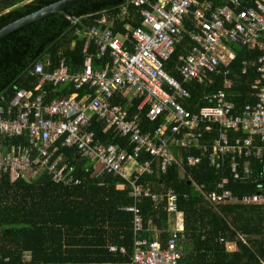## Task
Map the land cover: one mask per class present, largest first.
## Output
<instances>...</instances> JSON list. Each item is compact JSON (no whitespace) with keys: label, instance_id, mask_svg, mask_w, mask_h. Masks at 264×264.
Here are the masks:
<instances>
[{"label":"built area","instance_id":"1","mask_svg":"<svg viewBox=\"0 0 264 264\" xmlns=\"http://www.w3.org/2000/svg\"><path fill=\"white\" fill-rule=\"evenodd\" d=\"M130 7L138 8L140 26L115 35L110 29L102 28L105 18L100 15L84 31L87 41L96 46V59L108 53L110 61L94 69L87 59L74 74L68 72L63 62L52 72H44V63L37 61L30 69V74L38 77L33 91L21 89L6 109L0 106V174L7 173L13 180L26 182L46 174L54 183L78 185L76 164L62 162L57 153L60 147L73 148L96 165L92 166L96 175L111 173L125 183L132 202L124 209L132 214L135 238L130 261L121 264H186L181 259L180 238L176 234L164 246L137 237L144 226L139 209L142 199L164 202L167 211L177 213V195L171 188L162 195L154 193L140 182V177L153 172L155 160L162 172L176 163L170 150L173 143L193 146L205 132L212 130L217 131L212 145L214 154L260 156V147L253 145V139L258 138L264 144V0H222V4L213 0H125L113 17L119 16L125 22ZM71 20L77 22L74 17ZM186 24L190 25L187 32ZM185 32L189 47L182 45ZM235 45L260 51L255 64L258 77L252 84L255 102L244 105L236 114L234 104L226 98V90L232 85L228 66ZM177 47L184 53L179 52L173 66L178 78L164 68ZM214 75H222V87L206 94L205 105L197 112L186 109L184 102L189 93L182 83L212 84ZM46 84H70L72 92L46 101ZM122 88L142 100L140 108L148 105L149 121L163 116L152 132H142L137 117H129L121 108L108 104V97ZM92 117L111 128L115 135L128 136L132 150L127 152L118 144L100 143L90 128ZM229 131H240L246 136L230 141ZM180 134L185 138L181 143L175 137ZM22 136L26 137L25 144L13 143L7 150L2 145L4 138ZM143 156L148 158L142 159ZM210 158L214 163L212 155ZM186 161L188 165H196L200 158L191 155ZM237 167L233 162L234 178H238ZM225 183L223 180L217 187L222 188ZM211 200L216 204H250L262 201L263 196L252 194L238 199L223 190L220 194L213 193ZM148 228L155 230L149 221ZM109 250L115 251L116 247L110 245Z\"/></svg>","mask_w":264,"mask_h":264},{"label":"trees","instance_id":"2","mask_svg":"<svg viewBox=\"0 0 264 264\" xmlns=\"http://www.w3.org/2000/svg\"><path fill=\"white\" fill-rule=\"evenodd\" d=\"M56 1L59 0H3L0 2V29ZM213 1L222 4V0ZM124 2L79 0L62 12L33 21L1 38L0 106L6 109L9 101L21 89L33 90L37 76L30 74V69L37 61H50L51 65L44 67V72H51L61 59L70 73L80 70L87 55H96V46L90 42L86 44L77 31L94 24L102 13L115 15ZM138 11V8H129L125 22L114 23V32L124 34L129 31L125 27L139 26L141 20ZM71 17L76 18L77 22L73 23ZM186 29H190L188 24ZM186 32L182 45L189 47ZM180 50L181 47H177L164 67L176 77L173 66ZM235 52L229 67L231 74L228 75L233 86L227 92V99L234 103L237 113L245 104L255 102L251 84L258 74L254 66L241 73V63L255 61L258 52L244 47L235 48ZM107 54L101 61L107 60ZM213 80L212 84L185 85L190 94L184 103L185 108L195 111L197 107L204 106L202 98L222 87V75L213 76ZM45 89L48 92L46 101L68 96L72 92L70 84L45 86ZM118 101L126 104L125 99L114 102ZM138 102L133 100L129 103V117L136 114ZM145 111L138 116L142 132L154 130L162 121L161 116L149 121ZM90 128L95 137L105 144L128 146L111 128L103 132L104 124L94 117ZM216 134V130L205 132V138H212ZM228 135L230 141L236 136L244 137L233 131H229ZM13 143L25 144L26 137L2 140L6 150ZM62 151L67 160L73 159V163L80 166L85 163L75 154L76 151L66 148ZM173 151L176 154L178 150ZM188 154L198 155L199 152L181 150V160L165 172H161L154 162L153 173L140 177V182L147 184L153 192L171 187L176 193L177 206L184 218L186 249L182 261L186 264H264V204H215L211 200L212 193L220 194L223 190L238 199L252 194L264 196V154L261 159H240L241 163L248 162L250 174L248 178L239 180L232 179L229 173V157L220 161V168L210 166L206 158H201L195 166L187 167L184 159ZM77 168L81 180L78 185L54 183L46 174L37 176L31 182L13 180L7 173L0 174V264H121L130 261L133 219L131 212L124 210L131 203L127 189L117 188L120 179L110 174L93 176L90 171H85L84 165ZM223 178L227 179V183L219 190L217 184ZM192 183L202 185L203 194ZM139 206L144 227L150 218L162 230V222L168 218L164 204L155 205L149 198H144ZM228 241L234 243L235 250H226ZM110 245L115 246L116 250L110 251ZM120 248H123V252H120Z\"/></svg>","mask_w":264,"mask_h":264},{"label":"crops","instance_id":"3","mask_svg":"<svg viewBox=\"0 0 264 264\" xmlns=\"http://www.w3.org/2000/svg\"><path fill=\"white\" fill-rule=\"evenodd\" d=\"M1 1H3V0H0V2ZM154 1V0H153ZM131 8V7H130ZM132 8H135V7H132ZM8 10V8L7 9H5L4 11H7ZM127 12H129V9H128V11ZM128 14V13H127ZM100 15H102V16H104V18H105V24L102 26V28L103 29H110L111 31H113V33L115 34V35H121L120 33H115L114 32V23L115 22H121L120 20H119V16H117L116 18L115 17H113L114 16V14H111V12H105V13H102V14H100ZM139 16V15H138ZM140 18V17H139ZM141 20V19H140ZM96 22V21H95ZM95 24V23H94ZM94 24H92V25H90V26H88V27H86V28H84V29H82V30H80V31H77V34L81 37V38H84L85 39V42H86V44L88 43V42H90V43H92L91 41H87L88 39H87V37L85 36V30L87 29V28H89V27H91V26H93ZM127 24H129V23H127ZM140 24H141V21H140ZM189 25V24H188ZM140 26V25H139ZM138 27V26H137ZM189 27H190V25H189ZM127 30H131L132 29V27H131V25H129L128 27H125ZM186 31H187V29H186ZM182 42H183V40H182ZM124 47H127V44H124ZM237 47H241V46H239V45H235L234 46V57H233V59H232V61H231V63L233 62V60H234V58H235V54H236V52H235V48H237ZM177 49V48H176ZM253 51H256V52H258V56H259V53H260V51H258V50H253ZM96 54H97V49H96ZM180 54H184V53H182V51L180 50ZM178 55H179V52H178ZM178 55H177V57H178ZM258 58V57H257ZM257 58H256V60H257ZM87 59H89L90 60V62H91V64H92V66H93V68L94 69H97V68H99L100 67V65H102L104 62H108V61H110L109 59H108V55H107V60H105V61H101V59H96V55H87L86 57H85V60H84V63H85V61L87 60ZM177 59V58H176ZM256 60L254 61H243L242 63H241V66H242V71H243V69H245V71H246V69L249 67V66H254V68H255V64H256ZM48 62L49 64L48 65H46L45 64V62ZM101 61V62H100ZM42 62L44 63V65H43V71H44V67H49L51 64H50V61L49 60H42ZM60 62H63L66 66H67V64L65 63V61L63 60V59H61L60 61H59V63H58V65L55 67V68H57L58 66H59V64H60ZM84 63H83V65H84ZM68 67V66H67ZM83 67V66H82ZM82 67H81V69H82ZM229 67L230 66H228V69H229ZM54 68V69H55ZM53 69V70H54ZM80 69V70H81ZM52 70V71H53ZM51 71V72H52ZM79 71V70H78ZM242 71H241V73H242ZM68 72H69V68H68ZM77 72V71H76ZM70 73V72H69ZM75 73V72H74ZM74 73H70V74H74ZM229 74H231L230 73V69H229ZM215 76V75H214ZM179 76L177 75V78H178ZM37 79H38V77H37ZM212 80H213V76H212ZM230 80H231V78H230ZM256 80V79H255ZM254 80V81H255ZM214 81V80H213ZM232 81V80H231ZM253 81V82H254ZM195 83V82H194ZM214 83V82H213ZM188 84H191V83H182V87H186L185 85H188ZM195 84H198V83H195ZM253 84V83H252ZM252 84H251V88L253 89V87H252ZM201 85H203V84H201ZM45 86H50V87H57V86H52L51 84H46ZM45 86H44V91H45V99H46V97H47V95H48V92L46 91V89H45ZM58 86H61V85H58ZM233 85H231V87H232ZM72 87V86H71ZM230 87V88H231ZM230 88L228 89V90H226V98H227V92L230 90ZM186 89V88H185ZM24 90H27V89H24ZM83 90L84 89H82V91L81 92H83ZM187 90V89H186ZM33 91V90H32ZM188 91V90H187ZM253 93H252V96L254 97V99H255V90L253 89ZM80 92V91H79ZM81 92H80V94H81ZM188 93H189V91H188ZM190 95V94H189ZM64 97V96H63ZM190 97V96H189ZM61 98V97H60ZM52 99H55V98H52ZM117 99H125L126 100V104H121L119 101L118 102H114V101H116ZM189 99V98H188ZM51 100V99H50ZM133 100H139V102L137 103V106H136V114L135 115H133V116H135V117H137V119H138V121H139V113H141L142 111H144V110H146L145 112L147 113V110H148V105H146V104H144L141 108L139 107V105H141V103H142V100L141 99H138V98H135V97H132V95H130V93L125 89V88H122V89H117V90H115L109 97H108V104L110 105V106H117V107H119V108H121L124 112H126V114H127V107H128V105H129V103H131ZM228 100V99H227ZM49 101V100H48ZM228 101H230V100H228ZM128 102V103H127ZM186 102V101H185ZM184 102V103H185ZM202 102H203V98H202ZM230 102H232V101H230ZM233 103V102H232ZM234 104V103H233ZM247 104H250V103H247ZM246 105V104H245ZM235 106V105H234ZM187 109V108H186ZM198 109H199V107H197V109L195 110V111H191V110H189V111H191V112H197L198 111ZM234 110H235V107H234ZM240 112V111H239ZM146 113H145V117H146ZM233 113H235V111L233 112ZM238 113V112H237ZM236 114V113H235ZM128 115V114H127ZM163 117V116H162ZM161 117V118H162ZM93 118V117H92ZM91 118V119H92ZM96 119V118H95ZM109 128H106L105 127V125H104V128H103V132L104 131H107ZM153 131V130H152ZM152 131H146V132H152ZM234 132V131H233ZM229 133V132H228ZM234 133H237V134H241V135H244V137L246 136V134H243L242 132H234ZM176 137V140L178 141V142H182L183 141V138H184V136L182 135V134H180V135H178V136H175ZM217 137V134H216V136H214V137H212V138H209V139H206L205 138V136H203L202 137V139L200 140V141H198V143H196L195 145H184V146H179V145H177V144H175V143H173L171 146H170V150H171V152L173 153V155H174V157H175V159H176V163H178L180 160H181V156H180V151L181 150H191V149H193V150H196V151H198L199 152V154L198 155H193V156H197V157H199L200 158V160H201V158H206V160L208 161V164L210 165V166H214L215 168H220L221 166H220V161H223L225 158H227V157H229V164H228V167H229V173L231 174V176H232V179H234V180H239V179H246V178H248L249 177V174H250V169H249V165H248V162L246 161V162H243V163H241L240 162V159H248V158H252V159H261L262 158V156H263V154H264V144L261 142V141H259L258 140V138H254L253 139V145L254 146H256V145H258L259 147H260V156L259 157H254V156H244V155H238V154H227V155H220L219 153H213V150H212V145H213V139L214 138H216ZM228 137H229V135H228ZM244 137H242V138H244ZM235 138H241V137H239V136H236V137H234L233 138V140L235 139ZM122 139H124L125 141H126V144L128 145L127 147H124L122 144H118V143H113V144H118V145H120L125 151H127V152H130L131 150H132V144L129 142V137L128 136H126V137H122ZM185 139V138H184ZM99 141H100V143H102V144H104V145H107V144H105L104 142H102L100 139H98ZM232 140V141H233ZM109 144H112V143H109ZM63 148H66V149H72V150H74V151H76L75 149H73V148H67V147H60L59 149H58V154L61 156V160H62V162H66V163H73L74 162V160L73 159H70V160H67V158H66V155L63 153V151H62V149ZM174 149H176V150H178L177 152H176V154L174 153ZM75 154H78V152L76 151V153ZM74 154V155H75ZM79 155V154H78ZM213 156V160H214V163H212L211 162V158H210V156ZM80 156V155H79ZM188 156H191V154H188V155H186V157H185V163H186V165H187V167H192V166H195V165H188V163H187V161H186V158L188 157ZM80 158L82 159V160H84V162L85 163H83L81 166L80 165H78L77 163H73V164H76L77 166H79L80 168L81 167H83V165H84V168H85V170H87V171H90L91 172V174L93 175V176H99V177H101V176H104V175H108V174H110V175H112L113 177H117V178H119L118 176H116V175H113V174H111V173H102V174H97L96 175V173H94V171L92 170V166H96L93 162H90V161H88V160H86V159H84V158H82L81 156H80ZM145 158V156H143L142 157V159H144ZM147 158V157H146ZM157 163L158 164V161L157 160H155V161H153V163ZM233 162H235V163H237L238 164V167H237V174H238V178H234L233 177V173H232V171H231V165H232V163ZM198 164V163H197ZM196 164V165H197ZM171 167V166H170ZM158 168H159V165H158ZM159 170H160V168H159ZM161 171V170H160ZM162 172V171H161ZM153 173V172H152ZM151 173V174H152ZM150 174V175H151ZM120 179V178H119ZM223 180H226V183H227V179H225V178H223L222 180H221V182L223 181ZM80 182H81V180H80ZM220 182V183H221ZM225 183V184H226ZM194 186H195V189H197L198 191H200L201 193H202V189H203V186L202 185H198V184H196V183H192ZM219 184V183H218ZM217 184V185H218ZM224 184V185H225ZM116 187L117 188H120V189H123V188H126L125 187V183L122 181V179H120V182L119 183H117L116 184ZM168 188H171V187H166L164 190H162V191H159V192H154V193H158V194H160V195H162V194H164V191L166 190V189H168ZM218 188V187H217ZM127 189V188H126ZM172 189V188H171ZM219 190L221 189V188H218ZM173 190V189H172ZM152 191V190H151ZM174 191V190H173ZM153 192V191H152ZM175 193V192H174ZM220 193H221V191H220ZM176 194V193H175ZM203 194V193H202ZM213 194V193H212ZM214 194H219V193H214ZM263 196V195H262ZM127 197H128V194H127ZM128 198H130V197H128ZM131 202H132V200H131ZM214 202V201H213ZM153 204H155V205H157V204H164V208H165V211H166V213H167V215H168V218L167 219H165V222H162L163 223V229L162 230H160L159 228H158V226H156L153 222H152V220L150 219V218H148V220H147V223H146V227H144L143 228V231L142 232H140V233H138V235H137V237L139 236V237H143V238H147V239H150V240H155V241H157L161 246H164L165 245V243H166V241L168 240V238L172 235V234H176L179 238H180V240L178 241V244H179V246H180V249H181V259L183 258V255H184V252H185V234H184V218H183V213H182V211H180L179 209H178V206H177V213H172V212H169V211H167L166 210V207H165V203L164 202H161V203H154V202H152ZM228 204V203H235V202H224V203H219V204ZM241 203V202H240ZM131 204V203H130ZM216 204V203H215ZM255 204H264V196H263V200L262 201H260V202H255V203H250V204H245V205H255ZM128 206V205H127ZM126 207V206H125ZM124 207V208H125ZM139 209H140V206H139ZM125 210V209H124ZM140 212H141V209H140ZM142 219H143V216H142ZM148 221L155 227V230H152L151 228H148ZM164 234H166V235H164ZM253 236V235H252ZM254 237H256V235L254 236ZM134 238H135V235H134V233H133V242H134ZM225 248H226V250L227 251H233V250H235L236 249V247H235V245H234V243L233 242H227L226 244H225ZM132 250H133V247H132Z\"/></svg>","mask_w":264,"mask_h":264},{"label":"water","instance_id":"4","mask_svg":"<svg viewBox=\"0 0 264 264\" xmlns=\"http://www.w3.org/2000/svg\"><path fill=\"white\" fill-rule=\"evenodd\" d=\"M79 0H59L47 6H44L26 16H23L13 22L5 25L0 29V39L8 35L13 30H16L33 21L44 18L52 13L62 12L66 7Z\"/></svg>","mask_w":264,"mask_h":264}]
</instances>
